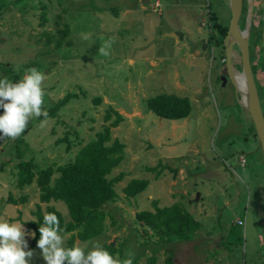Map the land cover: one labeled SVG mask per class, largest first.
Returning a JSON list of instances; mask_svg holds the SVG:
<instances>
[{
    "label": "rangeland",
    "instance_id": "obj_1",
    "mask_svg": "<svg viewBox=\"0 0 264 264\" xmlns=\"http://www.w3.org/2000/svg\"><path fill=\"white\" fill-rule=\"evenodd\" d=\"M227 4L0 0V77L15 83L36 68L43 75L41 108L46 111L66 95H75L55 117H32L16 138L0 136V221H34L37 205L44 215L52 206L69 221L61 202L39 203L35 182L22 189L16 186V165L31 159L38 168L56 169L71 162L80 147L114 120L104 119L112 108L122 121L111 128V139L124 145V157L107 178H122L113 186L115 201L102 208L108 215L104 231L86 242L76 240L74 246L87 251L93 243L102 247L113 242L120 250L118 264L129 258L131 264H149L151 258L154 264H165L166 251L173 264H264L258 143L248 114L225 78L223 49L209 43L216 24L228 26ZM253 19H264V0H253ZM63 30L66 36L59 32ZM82 34L88 38L82 39ZM109 38V54L103 56L98 48ZM262 47L261 38L253 41L251 68L264 117V71L257 70L264 62L258 58ZM232 63L240 67L238 52L233 51ZM159 94L186 97L188 117L166 120L149 111L146 101ZM158 164L163 166L160 173L146 171ZM134 179L147 180L148 186L127 198L123 189ZM23 197L26 202L20 203ZM9 198L18 203L10 204ZM153 202L159 208L180 204L200 224L195 237L159 242L135 217L153 212ZM237 219L245 221L244 227L236 225ZM59 235L66 247L69 235ZM24 238L29 248L31 239ZM32 249L30 264H45L36 245Z\"/></svg>",
    "mask_w": 264,
    "mask_h": 264
},
{
    "label": "trees",
    "instance_id": "obj_2",
    "mask_svg": "<svg viewBox=\"0 0 264 264\" xmlns=\"http://www.w3.org/2000/svg\"><path fill=\"white\" fill-rule=\"evenodd\" d=\"M245 9V6H242V15L245 13ZM209 21L215 22V18L211 16ZM253 26L251 38L253 41L256 39L259 41L263 22L259 19L256 23L253 22ZM215 27V35H210L209 43H215L217 47L223 49L222 40L226 34L227 26L216 24ZM59 32L63 36L67 35L64 30ZM258 58L259 61L262 58L264 59V47H262V55ZM251 61L250 58V64ZM260 65L257 66V70L264 71V62L262 61ZM262 92L264 97V85H262ZM73 97H75L73 94L66 95L56 105L47 110V117H55L59 107L65 105ZM94 103H98V100H94ZM146 107L157 117L166 120L184 119L188 117L191 110L190 102L186 97L166 94H159L148 99ZM111 116H114V120L109 125H103L101 130L95 133L92 141L80 147L71 162L56 169L52 166L38 168L31 159L21 161L16 165V186L18 188L22 189L35 182L39 191L38 201L40 204L47 205L51 202H61L65 206L69 218L68 222L52 206L46 208V214L53 213L57 217L60 229L58 234L69 235L66 243L67 248L73 247L76 240L86 242L98 237L104 231L105 219L108 216L102 208L116 199V192L113 186L121 180L122 175L120 174L113 179H108L107 177L123 160L124 145L118 140L111 139V128L116 127L122 121V117L115 110L109 108L104 118L105 121H108ZM249 129L253 132L252 125ZM21 141L17 140V143H21ZM19 152L20 154L23 153L22 150H19ZM160 167L163 169V166L158 164L156 167L147 168L146 171L158 174L160 173L158 171ZM55 174L57 176L53 178ZM148 183L147 180H131L124 187L123 193L127 198H133L142 193L147 188ZM8 202L12 205L18 203L11 198L8 199ZM24 202H26L25 197L20 199V203ZM153 207V212H140L135 217L162 244L166 245L175 241L188 242L198 233L199 222L180 204L159 208L156 202H153ZM33 215L35 216L34 221L23 224L26 229H31L35 232V237L29 242L30 249L34 247L35 239L39 236L36 228L43 223L44 214L39 205H37ZM102 247L114 259L120 253V250L113 242L104 244ZM166 252L165 264H173L171 253L169 251ZM154 261L155 259L151 258L149 264H154Z\"/></svg>",
    "mask_w": 264,
    "mask_h": 264
},
{
    "label": "clouds",
    "instance_id": "obj_3",
    "mask_svg": "<svg viewBox=\"0 0 264 264\" xmlns=\"http://www.w3.org/2000/svg\"><path fill=\"white\" fill-rule=\"evenodd\" d=\"M87 38V34H82V39ZM111 42L109 38L98 52L107 56ZM42 80L43 75L36 68L28 69L15 83L7 77H0V136L16 138L30 118L47 117V111L41 108L44 96ZM40 123L43 125L44 120ZM59 231V221L53 213L45 214L43 223L36 228L39 236L35 245L45 264H118L106 249L95 243L87 251L79 246L64 247ZM25 236L32 239L35 232L25 229L20 222L0 221V264H30L33 249L28 248ZM122 264H131L130 258Z\"/></svg>",
    "mask_w": 264,
    "mask_h": 264
},
{
    "label": "water",
    "instance_id": "obj_4",
    "mask_svg": "<svg viewBox=\"0 0 264 264\" xmlns=\"http://www.w3.org/2000/svg\"><path fill=\"white\" fill-rule=\"evenodd\" d=\"M246 3L247 16L244 28L241 30L238 26V22L242 13L243 0H228L227 7L230 18L226 34L222 40L224 54L223 62L228 80L234 88L237 104L248 114L256 135V140L262 157V188L264 193V117L251 69L248 43L253 14V0H246ZM261 40L264 47V19ZM234 48L238 50L240 70H237L232 63ZM236 75L243 78L242 84L239 81H236ZM222 81L224 82L225 78H222Z\"/></svg>",
    "mask_w": 264,
    "mask_h": 264
},
{
    "label": "flooded vegetation",
    "instance_id": "obj_5",
    "mask_svg": "<svg viewBox=\"0 0 264 264\" xmlns=\"http://www.w3.org/2000/svg\"><path fill=\"white\" fill-rule=\"evenodd\" d=\"M242 6H245V13L242 15L241 13V16L239 18V22H238V25H239V28L242 30L244 28V25H245V21H246V16H247V3H246V0H243V4ZM243 11V10H242ZM253 14H252V19H251V26H250V31H249V40H248V43H249V57L251 58V48H252V44H253V39L251 38V32L252 30L254 29V26H253ZM261 21L263 22V20L261 19ZM240 23V24H239ZM241 25V27H240ZM254 25H257V24H254ZM259 27V26H258ZM261 28V27H260ZM257 29V28H256ZM252 39V40H251ZM251 47V48H250ZM234 52H238V50L236 48H234ZM237 70H240V67H238ZM225 78H227V75H226V72H225ZM257 89V88H256ZM258 93V92H257ZM260 99V98H259ZM261 104V102H260Z\"/></svg>",
    "mask_w": 264,
    "mask_h": 264
},
{
    "label": "crops",
    "instance_id": "obj_6",
    "mask_svg": "<svg viewBox=\"0 0 264 264\" xmlns=\"http://www.w3.org/2000/svg\"><path fill=\"white\" fill-rule=\"evenodd\" d=\"M157 5H159L158 4V2L156 1V6ZM209 17V16H208ZM207 22H208V19L206 20ZM206 21H205V23H206ZM203 23H204V21H203ZM181 35V34H183V32H180V33H178V35ZM175 35V34H174ZM167 36H171V34H169V35H167ZM176 36V38L178 37L177 35H175ZM222 78H224V77H222ZM259 149V146H258V144H257V146H256V149ZM255 150L257 153H259L260 154V161H261V172L260 173H258V176L260 175V179L262 180V178H263V165H262V157H261V152H260V150ZM255 152V153H256ZM239 164H241L240 162H238ZM254 163H256L257 165H259V160H257V159H255L254 160ZM245 164V163H244ZM244 164H241V165H243L242 167H244ZM254 165V164H253ZM255 166V165H254ZM252 180V183H253V185L255 186L256 185V180H258V177L256 178V177H254L253 179H251ZM259 193H257V195H258ZM261 200L260 199H258V204H259V207H260V209H261V211H263L264 212V204L263 203H261L260 202ZM262 201H263V198H262ZM238 220H240V219H237V221ZM236 221V222H237ZM241 221V220H240ZM243 222V221H242ZM245 222V221H244ZM243 222V225H242V227H244V225H245V223ZM236 225H237V223H236ZM238 226V225H237Z\"/></svg>",
    "mask_w": 264,
    "mask_h": 264
},
{
    "label": "built area",
    "instance_id": "obj_7",
    "mask_svg": "<svg viewBox=\"0 0 264 264\" xmlns=\"http://www.w3.org/2000/svg\"><path fill=\"white\" fill-rule=\"evenodd\" d=\"M239 159H240V162H241V163L244 162V161H243V157H241V158H239ZM236 223H237L238 226H242V225H243V222L240 221V220H238Z\"/></svg>",
    "mask_w": 264,
    "mask_h": 264
},
{
    "label": "bare ground",
    "instance_id": "obj_8",
    "mask_svg": "<svg viewBox=\"0 0 264 264\" xmlns=\"http://www.w3.org/2000/svg\"><path fill=\"white\" fill-rule=\"evenodd\" d=\"M235 78H236V81H239L241 84L243 83V78L241 76L236 75Z\"/></svg>",
    "mask_w": 264,
    "mask_h": 264
}]
</instances>
